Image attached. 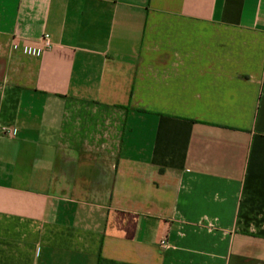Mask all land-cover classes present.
Wrapping results in <instances>:
<instances>
[{
  "label": "crops",
  "instance_id": "crops-1",
  "mask_svg": "<svg viewBox=\"0 0 264 264\" xmlns=\"http://www.w3.org/2000/svg\"><path fill=\"white\" fill-rule=\"evenodd\" d=\"M0 264H264V0H0Z\"/></svg>",
  "mask_w": 264,
  "mask_h": 264
},
{
  "label": "built area",
  "instance_id": "built-area-1",
  "mask_svg": "<svg viewBox=\"0 0 264 264\" xmlns=\"http://www.w3.org/2000/svg\"><path fill=\"white\" fill-rule=\"evenodd\" d=\"M45 39L47 40V41H46V45L49 47V46L51 45L50 40H49V36H45ZM160 245H161L162 247H164V248L167 247V246H169L168 237H164V238L161 240Z\"/></svg>",
  "mask_w": 264,
  "mask_h": 264
}]
</instances>
